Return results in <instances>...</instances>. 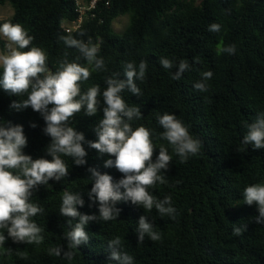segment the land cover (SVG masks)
Returning <instances> with one entry per match:
<instances>
[{"label": "trees", "instance_id": "trees-1", "mask_svg": "<svg viewBox=\"0 0 264 264\" xmlns=\"http://www.w3.org/2000/svg\"><path fill=\"white\" fill-rule=\"evenodd\" d=\"M0 3L13 8V15L0 24H22L34 37L31 46L46 51L52 71L66 51L69 61L80 55L76 49L66 48L58 39L60 35L71 34L85 41L91 38L99 46L98 55L106 61L107 71L92 72L81 84L82 92L97 84L102 92L106 88L104 78L113 73L125 78L123 66L127 62H148L146 79L136 81L143 96L132 95L127 89L121 95L129 105L140 107L142 118L134 120L133 127L143 125L153 132L157 145L153 161L161 143L173 156L164 172L168 182L158 183L149 191L160 199L171 195L177 210L175 219L162 218L155 209L146 213L141 206L120 201L116 220L90 221L85 226L89 240L74 250L71 262L49 256L47 249L54 245L68 250L65 233L71 228L68 218L59 213L62 192H78L85 204L77 210L99 216L98 202L88 196L93 184L88 169L106 173L114 182L123 178L114 167H104L111 157L101 156L85 142L86 164L78 166L70 157H62L69 167L67 177L50 180L33 193L32 201L45 209L43 215L33 218L44 229V242L27 245L8 238L0 246V264H117L110 259L108 247V241L117 235L124 241L123 250L134 257V264H264V224L255 223L257 207L244 204L242 194L246 186L264 183V149L242 144L245 124L264 112V0H99L96 17L72 32L63 22L78 18L74 0ZM121 16H128L129 24L117 32L114 22ZM212 23L220 24L221 30L209 32ZM221 41L225 46L234 44L235 54L217 55ZM5 44L0 37V50ZM161 57L177 63L185 59L191 70L174 81L171 76L177 69L165 70L159 63ZM195 58L198 63H194ZM78 62L87 66L83 57ZM204 71H212L213 76L207 81L208 91L200 92L193 85ZM26 98L0 88V124L21 125L28 141L23 153L34 160H51L46 152L51 137L43 131L46 124L41 114L31 107L19 111L10 107L13 101ZM103 107L101 97L96 115L81 112L70 122L84 134L85 141L97 139L95 127L103 119ZM165 112L175 114L202 141L200 154L186 163H179L167 141L157 139L163 129L156 116ZM141 215L154 223L162 234L160 241L147 237L143 243L138 241L136 229ZM78 222L79 218L73 220V224ZM241 225H247V230L234 235V227Z\"/></svg>", "mask_w": 264, "mask_h": 264}, {"label": "clouds", "instance_id": "clouds-1", "mask_svg": "<svg viewBox=\"0 0 264 264\" xmlns=\"http://www.w3.org/2000/svg\"><path fill=\"white\" fill-rule=\"evenodd\" d=\"M220 30L221 25L218 23L208 27L209 32ZM0 37L6 41L4 49L0 50V88L17 97L26 95V99L13 101L10 107L17 111L31 107L40 113L46 124L43 131L51 137V143L46 148L51 160H34L22 151L28 143L23 127L13 126L10 122L7 125L0 124V246L8 238L27 245H40L44 242V229L33 218L43 215L45 209L32 201L33 193L41 185H48L50 180L60 181L67 177L69 167L62 157H70L78 166L86 164L85 142L101 156L107 154L111 157L104 162V167H114L123 174V178L114 182L112 176L101 174L95 168L88 169L93 181L88 196L94 203L98 202L99 216L81 214L77 210V206L83 207L85 204L78 192H62L59 213L68 218L71 228L65 233L68 250L65 251L61 245H54L47 249L49 256L62 257L71 262L75 256L74 250L89 240L85 226L90 221L116 220L121 211L116 204L120 201H130L133 205L141 206L146 213L155 209L160 217L175 219L177 210L173 206L172 196L160 199L149 191L158 183L164 185L168 182L164 172L169 168L173 156L161 143L159 154L153 161L157 149L153 142V132L143 125L133 127L132 122L142 118L140 107L129 105L121 95L127 89L132 95L143 96L136 81L146 79L148 62L141 60L138 65L127 62L123 66L125 78L121 79L119 73H113L104 78L106 88L102 92L98 84L82 92L81 84L89 80L92 72L107 71L106 61L98 55L100 48L91 38L85 41L71 34L60 35L58 39L65 47L76 49L80 55L69 61L66 51L63 58L57 60L56 70L52 71L48 66L46 51L31 46L34 37L29 35L22 24H0ZM216 52L217 55H232L236 52V46H225L221 41ZM81 57L87 66L78 62ZM159 63L165 70L177 69L171 76L174 81L181 80L183 74L191 70L185 59L177 63L168 57H161ZM194 63H198V58L194 59ZM212 76V71L202 72L201 80L193 85L194 89L207 92V81ZM101 97L104 104L103 119L95 127L97 139L85 141L84 134L76 131L70 122L81 112L87 116L96 115ZM156 120L163 129L157 139L168 142L180 164L200 154L202 141L194 137L189 127L175 114L158 113ZM245 128L242 144L251 145L253 149H264V112L258 113L253 122H247ZM242 194L244 204H255L257 207L259 214L254 218L255 223L264 224V183L250 184L243 189ZM76 218H79V222L73 224ZM246 230L247 225L236 226L233 234L238 236ZM136 231L140 243L146 237L153 242L162 239V234L147 215L140 216ZM108 247L110 259L117 264H134V257L123 250L124 241L119 235L108 241Z\"/></svg>", "mask_w": 264, "mask_h": 264}, {"label": "built area", "instance_id": "built-area-1", "mask_svg": "<svg viewBox=\"0 0 264 264\" xmlns=\"http://www.w3.org/2000/svg\"><path fill=\"white\" fill-rule=\"evenodd\" d=\"M99 0H74L78 18L75 21H64L63 27L68 31H75L88 19L96 17V9Z\"/></svg>", "mask_w": 264, "mask_h": 264}, {"label": "rangeland", "instance_id": "rangeland-1", "mask_svg": "<svg viewBox=\"0 0 264 264\" xmlns=\"http://www.w3.org/2000/svg\"><path fill=\"white\" fill-rule=\"evenodd\" d=\"M12 15H13V8L9 4L3 5L0 3V20L7 19ZM128 24H129V17L121 16L114 22V28L117 32H122L127 27ZM1 38L2 40H4L3 37Z\"/></svg>", "mask_w": 264, "mask_h": 264}]
</instances>
